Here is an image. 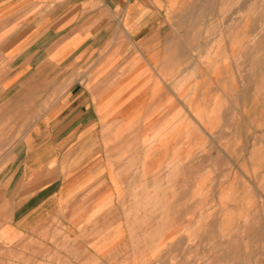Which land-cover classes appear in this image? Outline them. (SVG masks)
Returning a JSON list of instances; mask_svg holds the SVG:
<instances>
[{
    "label": "crops",
    "instance_id": "obj_1",
    "mask_svg": "<svg viewBox=\"0 0 264 264\" xmlns=\"http://www.w3.org/2000/svg\"><path fill=\"white\" fill-rule=\"evenodd\" d=\"M221 1L0 0V264L157 263L260 214L264 99Z\"/></svg>",
    "mask_w": 264,
    "mask_h": 264
},
{
    "label": "rangeland",
    "instance_id": "obj_2",
    "mask_svg": "<svg viewBox=\"0 0 264 264\" xmlns=\"http://www.w3.org/2000/svg\"><path fill=\"white\" fill-rule=\"evenodd\" d=\"M220 5L213 15L219 21H227L224 25L220 23L222 31L233 30L235 21L241 24L244 85L253 99L255 96L264 99V0H222ZM11 141L3 142L0 151L5 191L9 189L5 181L10 179L16 159L11 157ZM259 211V215L243 216L241 231L228 229L225 245L220 239L212 238L210 247L184 245L169 249L159 262L148 264H264V207Z\"/></svg>",
    "mask_w": 264,
    "mask_h": 264
},
{
    "label": "bare ground",
    "instance_id": "obj_3",
    "mask_svg": "<svg viewBox=\"0 0 264 264\" xmlns=\"http://www.w3.org/2000/svg\"><path fill=\"white\" fill-rule=\"evenodd\" d=\"M199 25V24H198ZM197 27H200V26H197ZM195 28V27H194ZM199 47V46H198ZM198 49V48H197ZM193 53V52H192ZM194 57V56H193ZM194 61V60H193ZM187 167V166H186ZM114 217V216H113ZM96 236V235H95ZM99 237V236H98Z\"/></svg>",
    "mask_w": 264,
    "mask_h": 264
}]
</instances>
